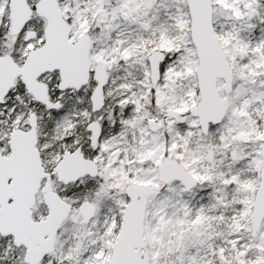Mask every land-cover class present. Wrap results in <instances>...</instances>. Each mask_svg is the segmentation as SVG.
<instances>
[{
	"label": "snow or ice",
	"instance_id": "6c2138e0",
	"mask_svg": "<svg viewBox=\"0 0 264 264\" xmlns=\"http://www.w3.org/2000/svg\"><path fill=\"white\" fill-rule=\"evenodd\" d=\"M0 264H264V0H0Z\"/></svg>",
	"mask_w": 264,
	"mask_h": 264
}]
</instances>
